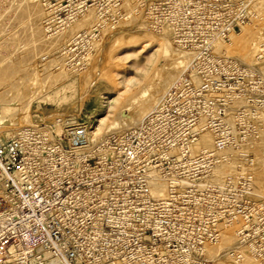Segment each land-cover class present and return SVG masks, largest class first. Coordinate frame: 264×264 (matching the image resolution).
I'll list each match as a JSON object with an SVG mask.
<instances>
[{"label": "built area", "instance_id": "1", "mask_svg": "<svg viewBox=\"0 0 264 264\" xmlns=\"http://www.w3.org/2000/svg\"><path fill=\"white\" fill-rule=\"evenodd\" d=\"M115 2L129 4L155 31H170L191 61L157 105L129 128L96 140L85 124L26 127L0 138V264H209L205 246L192 260L168 234L181 228L186 209L175 199L181 195V187L175 188L181 167L176 175L169 172L170 149L181 140V128L196 125L199 115L210 116L213 124L227 117V105L239 95L251 98L256 113L264 115V93L248 91L245 78L208 71L224 58L216 54L218 44L264 19V9H257L258 0ZM231 80L238 93L227 88ZM185 108L191 113L187 123L181 117ZM248 111L239 108L233 116ZM214 126L216 150L198 159L219 156L232 145L229 133L236 141L253 129ZM161 188L165 195L156 197ZM257 208L259 222L244 207L233 208L226 221L237 227L239 246L264 259V206ZM213 237L221 235L216 231Z\"/></svg>", "mask_w": 264, "mask_h": 264}, {"label": "rangeland", "instance_id": "2", "mask_svg": "<svg viewBox=\"0 0 264 264\" xmlns=\"http://www.w3.org/2000/svg\"><path fill=\"white\" fill-rule=\"evenodd\" d=\"M37 7L40 8L37 9ZM130 8L129 4H121L119 6L115 0H0V91H4L3 93L0 92V96L1 94L3 96L0 98V103H9L11 101L10 103L15 107L11 119L15 123L14 128L16 129L12 130L13 126L6 123H4L6 126L0 124L1 139L12 138L20 129L26 127L68 128L78 124H85L91 131L97 127L102 128L104 133L100 136H107L120 131L115 129L105 130L112 119L120 112L122 106L131 100L129 98L140 94L153 78L170 64L169 57L164 56L157 57L156 61L151 64L150 57L158 49V43L154 37L159 38L164 33L155 31L147 24H145V28L144 23H146V20H136L135 17L138 15L131 13ZM28 9L30 10L28 11ZM257 9H264V0H258ZM34 12L37 14H34ZM89 17L90 21H88ZM92 17H95V19L92 20ZM78 19L82 22L78 21ZM139 21L143 24H139ZM38 22L39 26L35 25ZM83 22L84 24H82ZM140 25L143 26L140 27ZM71 28L74 30L73 32ZM135 28L145 31L147 34H137ZM36 29H38L37 32L40 31V34L36 33L37 36L39 35L38 37L35 35ZM165 33L169 37H173L170 31H165ZM42 36L46 38L43 39ZM253 42L256 43L259 49L251 57L247 54ZM221 43L222 46H218L219 50L216 54L222 55L224 58L220 59L221 63L216 64L215 67H210L208 71L212 73L225 72L233 79H235V76H239V80L245 78L247 84H249L246 87L248 91L264 93V19H256L246 24L237 30L230 39H226ZM36 45L40 47L37 49ZM176 45L180 47L178 44ZM22 46H25V48ZM183 50L187 51L186 49ZM27 51L31 52L32 55L30 53L28 55ZM26 55L29 56V59L25 60L24 57ZM52 56L54 57V61L53 59L52 61L55 62V65L52 62L53 67L51 64L48 65L50 63L48 61L51 60ZM61 57L63 58L61 59ZM64 57L67 58L64 59ZM33 59L35 60L33 61ZM24 61L32 65L28 64V66L26 64V66ZM190 61L191 58L185 67L180 68L174 74L172 77L174 80L170 79L169 83H167V79H164L165 83H163L166 85H164L165 87H163V90L158 95L162 97L184 75ZM14 62L17 64H14ZM21 64L24 65L23 68L20 67ZM43 65L48 71L43 70ZM34 66L38 70L40 68L39 72L42 74L44 71L45 73L44 76L41 73L39 74L37 82L32 84L33 88L31 85L32 80L28 81V78L33 77V74L29 73L30 76H27V73L31 72L30 70L33 73ZM24 68H27L26 70L29 68V71L26 73ZM16 69L18 70L16 71ZM19 70H24L25 72H22L24 74H21ZM56 72H60L61 75ZM62 74L66 75L63 77ZM20 76L23 77L20 78ZM57 76L58 78H56ZM198 76L200 77V75ZM14 77L17 80L19 78L18 81L21 82L17 81L14 83L16 81ZM199 77L197 79H200ZM21 79L26 80L23 81ZM131 80H136L137 84L129 89L127 86ZM54 81L58 85L56 82L53 85L52 82ZM10 82L15 84V89L10 86L12 84ZM230 82L232 84L227 85V88L232 87L231 89L238 93V86L232 80ZM21 84L22 86L18 87ZM5 87H7L6 90L12 87L7 90L10 97L5 92ZM13 91L16 92L14 93ZM150 92L153 93V90H150ZM16 93L20 94V96H22V93L23 95L25 94L23 97L25 99L20 96L22 98H19L20 100L15 98L18 97ZM151 95L153 96L150 93L147 95L148 98L146 96L142 100L145 102H143L145 106L151 105L149 110L154 108L161 98L158 95L155 98ZM245 95L247 98L249 94ZM11 96L12 99L14 98V102L11 100ZM240 96L242 97L241 99L237 98L239 100L236 99L229 102L227 105L230 111L229 115L220 119L218 118L216 124L210 122V116L199 115L198 121L195 122L196 125H188L185 128H181V140L177 141V144L170 150L169 172L176 175L177 168L181 167V184H175V188L181 187V195L175 199L181 202V208L186 209L181 212V228L168 229V234L170 238L172 237L181 243V250H184V253L192 260L194 258L198 259L200 255L202 256L200 248L203 246H205L203 249L204 256L209 261V264H215L214 259L216 254H221L228 249L233 251V256H231L233 262L241 260L243 250L250 256L256 257L251 248L239 246L237 227L227 226L228 223L226 221L234 216V212H232L233 208L244 207L248 210L250 218L259 222L262 211L257 207L264 206V183L263 181L259 182L256 180L255 167H253L259 157L260 163L264 165V153H261L260 150L263 147L259 146L263 143H259V141H263L264 139V132L261 133L259 131L260 128H264V122H261L264 121V115L256 113L253 106L254 101H251V98L246 100L244 95ZM29 97H32L31 102ZM3 98L6 100H3ZM24 101L25 103L28 102V106L27 104L24 105ZM26 107H28V112L26 109H23ZM137 108L135 107L132 111L126 110L125 113L135 112L139 109ZM239 108H245L249 111L247 114L236 118L233 116V111L236 112ZM22 109L25 111L24 113H22ZM149 110H147L146 114ZM183 113L184 115L181 117L186 119L183 123H187V119L191 118V113L186 108ZM144 116L138 117L135 123L125 128L135 125ZM21 117L22 120L20 121ZM102 118L103 121H100ZM236 119L238 125L234 124ZM217 124L224 125V127L227 125L228 127L226 128L240 126L253 129H251L247 137L241 134L242 137L236 141L233 140V136L229 133L230 143L233 146L229 145L228 148L215 158L207 156L204 159H198L197 156L216 150L215 131H218L219 128H214V125ZM189 126L190 128H188ZM205 132L210 133L213 143L209 147H198L196 144ZM179 159H181V163ZM215 169L220 170V180L213 177ZM176 178L179 177L177 176ZM155 196L159 197L156 194ZM213 222H216V225L221 227H208ZM225 230L232 232L236 240L232 239L231 241L223 237L224 235L222 236V234ZM216 231L221 235L217 240L213 237ZM217 244L219 247H214ZM207 246L211 248L208 250ZM211 249H214V251ZM211 251L213 252L211 253ZM240 254L241 257L239 258L238 255ZM256 258L262 262L264 261V259Z\"/></svg>", "mask_w": 264, "mask_h": 264}, {"label": "bare ground", "instance_id": "3", "mask_svg": "<svg viewBox=\"0 0 264 264\" xmlns=\"http://www.w3.org/2000/svg\"><path fill=\"white\" fill-rule=\"evenodd\" d=\"M59 3V2H58ZM58 5V4H57ZM80 5V4H79ZM63 6V5H62ZM35 7V6H34ZM54 7V6H53ZM36 8V7H35ZM35 8H34V10H35ZM38 8H40V7H37V9ZM31 9V8H30ZM30 9H28V11L30 10ZM27 11V12H28ZM33 11V10H32ZM38 11V10H37ZM36 11V12H37ZM36 12H34V14H37ZM40 12V11H39ZM95 12V11H94ZM100 12V11H99ZM30 13V12H29ZM28 13V14H29ZM46 13H48V12H46ZM60 13V12H59ZM75 13V12H74ZM49 14V13H48ZM76 14V13H75ZM74 14V15H75ZM33 15V14H32ZM89 15V14H88ZM95 15V14H94ZM29 16V15H28ZM31 16V15H30ZM51 16V15H50ZM71 16V15H70ZM90 16V15H89ZM86 17V16H85ZM84 17V18H85ZM88 17V16H87ZM51 18H52V16H51ZM77 18V17H76ZM93 18V17H92ZM136 18V20H139V19H143L142 17H140V16H137V17H135ZM88 19V18H87ZM95 19V17L92 19V20H94ZM38 20V19H37ZM49 20H51V19H49ZM60 20V19H59ZM86 20V19H85ZM64 21V20H63ZM77 21V20H76ZM78 21H80V19H78ZM77 21V22H78ZM88 21H90V17H89V20ZM80 22H82V21H80ZM85 22H87V21H85ZM68 23V22H67ZM89 23V22H88ZM95 23V22H94ZM141 22L139 21V24H140ZM39 24V22L37 23V24H35V25H38ZM41 24H42V22H41ZM55 24V23H54ZM65 24V23H64ZM70 24V23H69ZM82 24H84V22L82 23ZM141 24H143V23H141ZM145 24H147V22L146 23H144V26H145V28H146V25ZM76 25H77V23H76ZM81 25V24H80ZM138 25V24H137ZM39 26V25H38ZM78 26V25H77ZM76 26V27H77ZM89 26V25H88ZM143 26V25H142ZM141 25H140V27H142ZM43 27V26H42ZM55 27V26H54ZM72 27V26H71ZM80 27V26H79ZM78 27V28H79ZM140 27H138V28H140ZM37 28V27H36ZM57 28V27H56ZM73 28V27H72ZM71 28V29H72ZM138 28H135L136 30V33L137 34H140V33H145V31H140ZM144 28V29H145ZM142 29V28H141ZM37 30L38 29H36L35 30V35H36V33L37 34H40V31H38L37 32ZM50 30V29H49ZM67 31V30H66ZM74 30L72 29V32H73ZM33 32V31H32ZM41 32H42V29H41ZM164 34H162V36L160 35L159 36V38H157V37H154L155 38V40H157V43H158V49L151 55V64H153L155 61H156V59H157V57H159V56H161V57H169V59H170V64L168 65V67L165 69V70H162V71H160L158 74H157V76L156 77H154L153 78V80L149 83V85L146 87V88H144V90H142L141 92H140V94H138V95H136V96H132L131 98H129V99H131L127 104H125L124 106H122V108H121V110H120V112L112 119V121L108 124V128H106V130L105 131H109V130H112V129H115V130H121V129H125V127H128L129 125H131L132 123H135V121L137 120V118L139 117H141V116H144L145 114H146V112H147V110H149V108H150V106L148 107L147 105L145 106L144 104H143V102L144 101H142V100H144L145 99V97L147 96V95H149L150 93L151 94H153V96L152 97H157V95L160 93V91H162L163 90V87H165L164 85H166V84H164L165 83V80L164 79H167L166 81H168L167 83H169V81H170V79H172V77L174 76V74L180 69V68H182V67H185V65L189 62V60H190V58H191V56H190V53H189V51L187 52H185V50H183L182 48H180V47H177V45H176V43H175V41H174V39L173 38H171V37H169L165 32H163ZM33 34V33H32ZM74 34V33H73ZM137 34H136V36H137ZM143 34H141V35H143ZM145 34H147V33H145ZM144 34V35H145ZM51 35V34H50ZM56 35V34H55ZM61 35V34H60ZM70 35V34H69ZM141 35H138V36H141ZM32 36V35H31ZM37 36V35H36ZM39 36V35H38ZM37 36V37H38ZM46 36H47V34H46ZM32 37H34V36H32ZM44 36H42V38H43ZM59 37V36H58ZM40 38H41V36H40ZM46 38V37H45ZM45 38H43V39H45ZM57 38V37H56ZM153 38V39H154ZM65 39V38H64ZM36 40V39H35ZM38 40V39H37ZM50 40V39H49ZM40 42H41V40H39ZM47 41V40H46ZM247 41V40H246ZM62 43H63V41H62ZM30 44V43H29ZM221 45H219L218 44V46H222V43H220ZM40 45V44H39ZM37 46V45H36ZM22 47H24L25 48V46H22ZM38 47H40V46H37L36 48L38 49ZM55 47V46H54ZM21 48V47H20ZM50 48V47H49ZM48 48V49H49ZM61 48V47H60ZM219 48H221V47H219ZM245 48H246V44H245ZM47 49V50H48ZM59 49V48H58ZM259 49V47L256 45V43L255 42H253L252 43V47L251 48H249V53L247 54V55H250L251 57L255 54L254 52L255 51H257ZM22 50H23V48H22ZM39 50H41V49H39ZM60 50V49H59ZM61 50H62V48H61ZM33 51V50H32ZM38 51V50H37ZM42 51V50H41ZM55 51V50H54ZM58 51V50H57ZM14 52V51H13ZM12 52V53H13ZM15 52H16V50H15ZM28 52V51H27ZM29 53L31 54V52H28V55H29ZM41 53V52H40ZM42 53H44L43 51H42ZM41 53V54H42ZM48 53V52H47ZM26 54V53H25ZM50 54V53H49ZM56 54V53H55ZM55 54H53V55H55ZM23 55V54H22ZM28 55H26V56H28ZM32 55V54H31ZM34 55V54H33ZM36 55H38V54H36ZM66 55V54H65ZM11 56H12V54H11ZM26 56L24 57L25 58V60L26 59H29V56H28V58H26ZM51 56V55H50ZM64 56V55H63ZM68 56V55H67ZM34 57H35V55H34ZM41 57V56H40ZM57 57V56H56ZM19 58H20V56H19ZM22 58H23V56H22ZM54 57L52 56V58H51V60L50 59H48V60H50V61H48V65H50L51 64V66H52V62L54 61V59H53ZM63 57H61V59H62ZM65 58H67V57H64V59ZM36 59V58H35ZM35 59H33V61L35 60ZM52 59H53V61H52ZM56 60V59H55ZM68 60V59H67ZM30 61V60H29ZM36 61H37V59H36ZM46 61V60H45ZM56 61H58V60H56ZM65 61V60H64ZM22 62V61H21ZM25 62V61H24ZM28 62V61H27ZM38 62V61H37ZM42 62V61H41ZM61 62H63V61H61ZM71 62V61H70ZM23 63V62H22ZM33 63V62H32ZM54 63V65H55V62H53ZM14 64H17V63H15L14 62ZM24 64V63H23ZM23 64H21L20 65V67H24V65ZM27 63L25 62V65H26ZM29 64V63H28ZM27 64V65H28ZM34 64V63H33ZM44 65H45V63H43ZM47 64V63H46ZM58 64H60V62L58 61ZM26 65V66H27ZM29 65H32V64H29ZM28 65V66H29ZM35 65V64H34ZM43 65V70H47V69H45V66ZM47 65V66H48ZM53 65V66H54ZM61 65H63V63H61ZM65 65V64H64ZM7 66H9V65H7ZM36 66V65H35ZM34 66V69H33V73H32V70H30L31 72H28L27 73V71H29V68H28V70H26L27 68H24V70H26V73L28 74L27 76H30V74L29 73H31V74H33V77H31V78H28V81L29 80H32L31 82V85L32 84H35V82H37L36 80H38L39 78H38V76H40L39 74L41 73V72H39V70H40V68H39V70L36 68ZM42 66V65H41ZM51 66H49V67H51ZM52 66V67H53ZM59 66V65H58ZM261 66V65H260ZM31 67V66H30ZM37 67H38V65H37ZM51 67V68H52ZM56 67V66H55ZM63 67V66H62ZM61 67V68H62ZM68 67V66H67ZM264 67V66H263ZM2 68V67H1ZM9 68H10V66H9ZM42 68V67H41ZM48 68V67H47ZM61 68H60V70H61ZM7 70H10V69H8V68H6ZM20 69V68H19ZM31 69V68H30ZM18 69H16V71H17ZM22 70V69H21ZM23 70V71H24ZM50 70H52V69H50ZM79 70V69H78ZM262 70V69H261ZM15 70H14V72H16ZM20 71V70H19ZM18 71V72H19ZM23 71H20V73L21 74H24V73H22ZM45 71H44V73H45ZM48 71V70H47ZM25 72V71H24ZM263 72H264V70H263ZM8 73V72H7ZM44 73L42 74V76H44ZM47 73V72H46ZM56 73H60V72H56ZM63 73V72H62ZM73 73V72H72ZM78 73V72H77ZM16 74V73H15ZM55 74V73H54ZM57 74V75H58ZM18 75V74H17ZM59 75H61V73L59 74ZM66 74H62V76L64 77ZM15 76V75H14ZM25 76V75H24ZM51 76V75H50ZM61 76V77H62ZM10 77V76H9ZM23 77V76H22ZM21 76H20V78H22ZM45 77H46V75H45ZM61 77H59V78H61ZM15 78V77H14ZM26 79H27V77H25ZM48 78V77H47ZM56 78H58V76L56 77ZM68 78H70V77H68ZM9 79H12V78H9ZM16 79V78H15ZM26 79H21V80H26ZM65 79H66V77H65ZM178 79V78H177ZM18 80H19V78H18ZM17 79H16V81H14V83L15 82H17L18 81ZM58 80H61V79H58ZM57 80V82L59 83V81ZM172 80H174V79H172ZM10 81V80H9ZM22 81V82H23ZM13 82V81H12ZM12 82H10V83H12ZM18 82H21V81H18ZM30 82V81H29ZM56 81H54V82H52L53 83V85L54 84H56L55 83ZM62 82V81H61ZM164 82V83H163ZM25 83H27L26 81H25ZM50 83V82H49ZM58 83H57V85H58ZM161 83H163L162 85H160ZM20 84V83H19ZM23 84V83H22ZM22 84L21 85H19L18 87H20V86H22ZM28 84V83H27ZM60 84V83H59ZM137 84V81L136 80H131V81H129L128 82V86L127 87H129V89L131 88V87H133V86H135ZM1 85H2V83H1ZM14 85L15 84H11L10 86H12V87H14ZM24 85H26V84H24ZM23 85V86H24ZM50 85H52L51 83H50ZM33 86V85H32ZM38 86V85H37ZM46 86V85H45ZM4 87V86H3ZM11 87V88H12ZM17 87V86H16ZM17 87V88H18ZM44 87V86H43ZM56 87V86H55ZM6 88L7 87H5V92L7 93V90H9V89H11V88H9V89H7L6 90ZM33 88H34V86H33ZM42 88V87H41ZM13 89H15V87L13 88ZM37 89V88H36ZM39 89H40V87H39ZM44 89V88H43ZM45 89H46V87H45ZM52 89V88H51ZM62 89V88H61ZM4 90V89H3ZM21 90V89H20ZM41 90V89H40ZM150 90H153V93L152 92H150ZM18 91H19V89H18ZM17 91V92H18ZM34 91H36V90H34ZM1 92V91H0ZM4 91H2L1 93H3ZM14 92V91H13ZM16 92V91H15ZM14 92V93H15ZM21 92V91H20ZM6 93H5V95H6ZM35 93V92H34ZM161 93H163V92H161ZM17 95H18V93H16ZM36 94V93H35ZM58 94H60V93H58ZM7 95L9 96V94L7 93ZM13 95V94H12ZM25 95V94H24ZM24 95H23V93H22V96H20V94L18 95V97H15V98H20V97H24ZM31 95V94H30ZM33 95V94H32ZM161 95H163V94H161ZM20 96V97H19ZM35 96V95H34ZM158 96H160V95H158ZM3 96H2V94H1V96H0V98H2ZM10 97V96H9ZM8 97V98H9ZM14 97V96H13ZM28 97V96H27ZM26 97V98H27ZM33 97V96H32ZM32 97L30 98L29 97V99H30V102L32 101L31 99H32ZM161 97V96H160ZM7 98V99H8ZM22 98H20V99H22ZM146 98H148V96L146 97ZM19 99V100H20ZM23 99H25V98H23ZM158 99V98H157ZM156 99V100H157ZM3 100H6V99H4L3 98ZM9 100V99H8ZM11 100L14 102L15 100H14V98L12 99V96H11ZM17 100V99H16ZM148 100V99H147ZM155 100V99H154ZM27 101V100H26ZM29 101V100H28ZM11 102V101H10ZM0 103V124L2 125H5L6 126V124H8V125H10V126H13V128H12V130H14L15 128V123L12 121V119H11V116H12V112H13V110L15 109V107H13V104L12 103ZM147 102V101H146ZM16 103V102H15ZM28 103V102H27ZM27 103H25V101H24V105L25 104H27ZM145 103V102H144ZM153 105H154V103H153ZM27 106H28V104H27ZM137 108L138 110L137 111H135V112H130L129 114H126L125 113V111L126 110H131L132 111V109H134V108ZM23 109H26V111L28 110V107H26V108H23ZM22 109V110H23ZM29 111V110H28ZM27 111V112H28ZM150 111V110H149ZM25 111L23 110L22 111V113H24ZM22 116H23V114H22ZM253 116V115H252ZM22 120V117L20 118V121ZM24 121H25V119H24ZM28 121H30V120H28ZM59 121V120H58ZM100 121H103V118L102 119H100ZM231 122V121H230ZM4 123H6V124H4ZM59 123V122H58ZM137 123V122H136ZM21 124V123H20ZM9 126V127H10ZM18 126V125H17ZM16 126V128H18ZM22 126V125H21ZM31 126H33V125H31ZM99 126V125H98ZM58 127V126H57ZM4 129V128H3ZM11 129V128H10ZM60 129V128H59ZM108 129V130H107ZM16 130V129H15ZM103 131H102V128H100V127H97L95 130H93L92 131V134H93V137H94V140H96V139H99V137H100V135H103ZM13 134V133H12ZM10 135H11V133H10ZM9 135V136H10ZM14 135H15V133H14ZM11 136H13V135H11ZM264 138V137H263ZM256 142V141H255ZM261 142H263V143H261ZM212 143H213V139H212V137H211V135H210V133H208V132H205L203 135H201V137H200V140L198 141V143L196 144L198 147H209V145H212ZM259 143H261L262 145H259V146H262L263 147V149H260L261 150V153L263 152L264 153V139H263V141H259ZM241 144V143H240ZM233 146V145H232ZM239 146V145H238ZM171 150V149H170ZM233 150V149H232ZM240 151V150H239ZM248 151V150H247ZM171 152V151H170ZM173 152V151H172ZM233 153H235V152H233ZM239 153V152H238ZM241 153V152H240ZM244 153V152H243ZM251 153V152H250ZM232 154V153H231ZM249 154V153H248ZM248 154H247V157H248ZM237 155V154H236ZM241 155V154H240ZM239 155V156H240ZM245 156V155H244ZM250 156H251V154H250ZM241 157V156H240ZM259 157V156H258ZM240 159V158H239ZM245 160V159H244ZM248 160V159H247ZM252 160V159H251ZM256 160V159H255ZM254 160V161H255ZM237 161H238V159H237ZM229 162H230V160H229ZM240 162H243V161H240ZM234 164V163H233ZM232 166V165H231ZM241 167V166H240ZM253 167H255V172H256V180L257 181H263V183H264V165L263 164H261L260 163V157H259V159L257 160V162L255 163V166L253 165ZM234 169V168H233ZM236 170V169H235ZM220 172V170H218V169H215L214 170V173H213V177H214V179H218V180H220L221 178H220V176H219V173ZM230 172H232V171H230ZM212 178V177H211ZM213 179V178H212ZM185 180V179H184ZM204 185V184H203ZM154 191H157V189H154ZM155 194L156 195H158V196H164L165 195V190L163 189V188H161V189H159L158 191H157V193L155 192ZM4 205V200H3V197L0 195V207H2ZM224 235V236H223ZM222 236L223 237H225L226 239H229V240H231L232 241V239H234V240H236L235 239V237L233 236V234H232V232H227L226 230H225V232L222 234ZM234 237V238H233ZM222 240H224V239H222ZM235 243H236V241H235ZM222 244V243H221ZM237 244V243H236ZM209 246H211V245H209ZM208 247V246H207ZM214 247H216V248H218L219 246H218V244H217V246H214ZM213 246H212V248H214ZM211 247H208V250L210 249ZM207 249V248H206ZM211 250H213L214 251V249H211ZM213 251H211V253L213 252ZM216 252V251H215ZM220 252V251H219ZM233 251L230 249H228L227 251H223L221 254H218L217 252V254L216 253H214V254H216V256H215V264H264V261L262 262V261H260L259 259H257L256 257H252V256H250L248 253H246V252H244V250H243V255H242V258H241V260H237V261H232L231 260V256H233V253H232ZM212 257V256H211ZM236 257V256H235ZM234 258V257H233ZM212 259V258H211Z\"/></svg>", "mask_w": 264, "mask_h": 264}]
</instances>
